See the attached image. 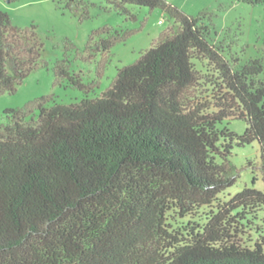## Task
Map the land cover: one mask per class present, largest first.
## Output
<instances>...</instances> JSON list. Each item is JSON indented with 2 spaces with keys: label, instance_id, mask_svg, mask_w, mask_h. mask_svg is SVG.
<instances>
[{
  "label": "trees",
  "instance_id": "1",
  "mask_svg": "<svg viewBox=\"0 0 264 264\" xmlns=\"http://www.w3.org/2000/svg\"><path fill=\"white\" fill-rule=\"evenodd\" d=\"M103 1L129 20L133 6L159 9L173 26L99 97L57 61L55 80L82 91L80 102L47 96L5 111L0 264H264V192L223 199L237 178L235 146L259 144L264 182V67L232 68L203 17L165 0ZM127 36L87 50L108 52ZM42 51L36 27H14L0 9V95L16 92ZM204 86L209 95H190ZM225 120L243 121L244 132L221 127Z\"/></svg>",
  "mask_w": 264,
  "mask_h": 264
},
{
  "label": "rangeland",
  "instance_id": "2",
  "mask_svg": "<svg viewBox=\"0 0 264 264\" xmlns=\"http://www.w3.org/2000/svg\"><path fill=\"white\" fill-rule=\"evenodd\" d=\"M77 0H17L13 3L0 1V9L6 12L12 26L19 29L36 27L43 42L41 61L14 94L0 95V126L9 123L4 115L8 109L23 108L41 97L52 96L54 103L70 105L80 102L85 94L66 80L56 81L53 68L57 61H66L70 73L77 74L81 83L91 87L88 98L99 97L110 87L117 71L135 63L148 50L159 35L173 22L159 9L149 10L131 7L135 20L107 9L103 0H81L82 9L68 3ZM185 14L203 17L202 24L209 28L208 41L220 47L222 56L232 68L244 66L250 60H258L264 67V2L248 4L242 0H165ZM84 13V14H83ZM82 16V17H81ZM84 16V17H83ZM103 30L107 33L103 34ZM105 53L90 56L87 46L100 40L118 38ZM92 39V41H89ZM264 83V73L257 76ZM206 86L189 91L201 98L209 95ZM52 105L51 103L48 106ZM37 119V112L26 120ZM221 127L241 135L245 123L225 120ZM261 151L257 142L243 147H234L231 164L237 178L223 194V199L239 193L244 188H256L264 192L261 171ZM258 224L264 231V210L259 214Z\"/></svg>",
  "mask_w": 264,
  "mask_h": 264
},
{
  "label": "crops",
  "instance_id": "3",
  "mask_svg": "<svg viewBox=\"0 0 264 264\" xmlns=\"http://www.w3.org/2000/svg\"><path fill=\"white\" fill-rule=\"evenodd\" d=\"M178 7H180L184 12H186L187 14H189L188 10H186V9L184 8V5H182V6H178Z\"/></svg>",
  "mask_w": 264,
  "mask_h": 264
}]
</instances>
